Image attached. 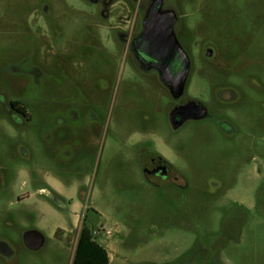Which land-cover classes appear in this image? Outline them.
<instances>
[{
	"label": "rangeland",
	"instance_id": "obj_1",
	"mask_svg": "<svg viewBox=\"0 0 264 264\" xmlns=\"http://www.w3.org/2000/svg\"><path fill=\"white\" fill-rule=\"evenodd\" d=\"M43 1V21L26 24L20 4L10 10L16 15L0 16V92L32 115L15 128L0 102V240L13 249L0 264H108L77 248L82 229L72 224L83 214L109 264H264V0H208L204 11L232 68L217 74L200 64L195 76L229 78L239 89L237 106L220 110L232 133L209 121L173 128L166 98L110 45L100 5ZM200 83L194 89L207 91L211 81ZM150 138L177 169V184L155 185L143 174L136 153ZM21 162L39 179L56 176L73 206L19 202L36 190L31 182L21 189L13 175ZM32 229L46 238L37 250L24 241Z\"/></svg>",
	"mask_w": 264,
	"mask_h": 264
},
{
	"label": "flooded vegetation",
	"instance_id": "obj_2",
	"mask_svg": "<svg viewBox=\"0 0 264 264\" xmlns=\"http://www.w3.org/2000/svg\"><path fill=\"white\" fill-rule=\"evenodd\" d=\"M88 1L101 6V25L108 33L110 45L129 56L130 72L141 75L139 78L152 88L155 87L160 97L166 98L168 119L173 128L209 121L217 124L224 132L232 133L236 130L229 118H220V110L237 106L240 100L237 86L229 78L195 76L200 64L207 65L217 74L221 70L230 72L232 68L230 58L223 55L230 49L221 42L220 30L207 26L211 20L210 14L204 12L208 0ZM1 2L7 7V11L0 13L3 17L16 15L10 11L14 5L20 4L22 9L26 5L25 12L23 10V13L17 14L26 24L30 17L37 22L43 21L44 16L50 12L43 0ZM182 52L187 54V63ZM195 52L201 57L199 61H195ZM162 53L170 55L165 58ZM1 64L7 65L8 60H2ZM186 69L188 75L184 79L180 73ZM204 79L211 81L207 91L195 90L197 82ZM0 102L15 128H23L27 121L32 120L31 113L20 100L9 101L7 94L0 92ZM147 143L148 147H141L136 153L146 179L159 186L177 184L180 176L175 166L155 147L154 139L150 138ZM16 151L21 160L31 158L24 145L19 146ZM13 175L21 179V189H25L29 182L36 188L34 193L19 195L17 200L21 203L31 200L33 206L52 211H56V206L61 208L57 205L58 201L67 202L70 207L74 204L72 197H67L56 189V176L51 180L39 179L38 174L29 170L27 164L22 162ZM80 198L83 199V196L80 195ZM2 206L0 205V209ZM80 217L72 225L82 229L87 215ZM0 254L9 257L13 255L12 246L6 240H0Z\"/></svg>",
	"mask_w": 264,
	"mask_h": 264
},
{
	"label": "trees",
	"instance_id": "obj_3",
	"mask_svg": "<svg viewBox=\"0 0 264 264\" xmlns=\"http://www.w3.org/2000/svg\"><path fill=\"white\" fill-rule=\"evenodd\" d=\"M78 249L88 248L91 250H96L100 253L103 259H107L108 255L107 250L104 246H102L94 237L91 229L87 226H84L80 232L79 239H78ZM79 264H97L96 262L85 258V260L81 261Z\"/></svg>",
	"mask_w": 264,
	"mask_h": 264
},
{
	"label": "water",
	"instance_id": "obj_4",
	"mask_svg": "<svg viewBox=\"0 0 264 264\" xmlns=\"http://www.w3.org/2000/svg\"><path fill=\"white\" fill-rule=\"evenodd\" d=\"M181 54L184 58V61L187 63L188 61L187 54L185 52H182ZM161 55H164V57L167 58L169 57L170 53H162ZM187 75H188L187 69L186 71H183L180 73V76L183 77L184 79L187 77ZM45 240L46 238L40 230L32 229L24 233L25 244L30 249H33V250L40 249L44 245Z\"/></svg>",
	"mask_w": 264,
	"mask_h": 264
},
{
	"label": "crops",
	"instance_id": "obj_5",
	"mask_svg": "<svg viewBox=\"0 0 264 264\" xmlns=\"http://www.w3.org/2000/svg\"><path fill=\"white\" fill-rule=\"evenodd\" d=\"M79 239V238H78ZM106 248V250H107V255H108V264L110 263V260H111V256H110V253H109V251H108V248L107 247H105Z\"/></svg>",
	"mask_w": 264,
	"mask_h": 264
}]
</instances>
